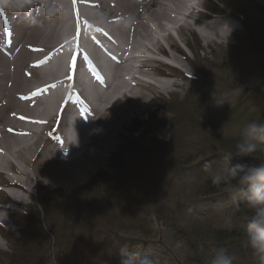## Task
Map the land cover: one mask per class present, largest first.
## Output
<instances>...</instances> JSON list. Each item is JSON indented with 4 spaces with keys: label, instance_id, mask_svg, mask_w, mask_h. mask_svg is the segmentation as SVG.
Wrapping results in <instances>:
<instances>
[{
    "label": "bare ground",
    "instance_id": "1",
    "mask_svg": "<svg viewBox=\"0 0 264 264\" xmlns=\"http://www.w3.org/2000/svg\"><path fill=\"white\" fill-rule=\"evenodd\" d=\"M203 1L0 0V184L10 190L0 225L38 177L49 187L88 180L141 105L176 86L156 70V57L179 53L172 32L184 45L190 29L206 44L234 33L224 14L199 12Z\"/></svg>",
    "mask_w": 264,
    "mask_h": 264
},
{
    "label": "rangeland",
    "instance_id": "2",
    "mask_svg": "<svg viewBox=\"0 0 264 264\" xmlns=\"http://www.w3.org/2000/svg\"><path fill=\"white\" fill-rule=\"evenodd\" d=\"M203 2L204 11L198 8L199 12L203 13L202 15H212L213 17L217 13L224 14L217 16L220 19L227 18L235 22L234 33L222 43L212 41L206 44L199 37L196 29H190L186 33V44L184 45L180 43L176 32H172V39L174 42L176 41L175 48L179 51L176 58H173L175 62L172 61V58L156 57L157 60L161 61L156 66V70L170 75L172 74L171 70H174L180 76L190 75L192 77L196 75L200 78L197 88H202L196 89L193 94L201 98L198 106L193 105L199 109L194 111L191 103L185 105L189 111L194 112L193 118L189 119L194 122L192 123V130L187 129L184 133L182 127L181 129L177 128L178 123L173 121L176 117L175 112L169 111L167 107L165 109L162 105L165 102H178L177 99L182 96L183 99H190L189 93L192 87L188 83L172 79L176 86L169 93L161 94L159 91H155L151 100L141 105L142 113L134 117L116 134L114 147L109 151L106 163L98 167L88 180L81 184H71L70 187L58 185L61 184L59 182L49 187L46 182L39 180V177L34 180L31 195L26 196L24 203L14 207L13 210L15 211L5 218L3 225H0V264H9L11 260L14 261L13 264H31L32 254L27 249L30 250L32 245L41 248L43 244H40L41 241L47 242L53 248L55 256L51 254L49 259L48 256L44 258V251L41 252L36 261L40 264H63L62 262L65 261H69L71 264H119L112 255H109L107 247L105 248V246L91 240L92 234L88 237L90 243L85 244V242L80 241L84 234L88 235L91 232L97 234L98 231L99 235L107 233L114 236L117 241H122V245L125 247L115 245L116 248H119L117 250L121 252L124 250L140 251L149 254L154 259L155 264H185L186 258L198 261V263L193 264H210L213 245L224 246L231 254L235 255L234 264H259V261L252 256L251 250L243 246L242 238L236 243L219 244L213 238L209 239V237L214 236L211 232L206 233L209 237H203L202 240L199 239V243H196L200 246L198 252L195 253L193 249V253L190 254L186 247H183V243L178 241V238L173 237L170 223L164 222V217L158 214L156 208L159 206L150 201L153 200L151 198L163 200L167 206L173 208L170 217L176 216V219L178 218L177 220L183 224L182 226H188L192 222L183 223L184 219L195 220L194 217H198L199 214H207L212 207V215H220L222 214L220 212L226 210L217 202L213 205V202L207 197L225 194L226 197L219 200H224L222 203L228 207L234 206L236 197L225 192L218 193L217 188H211L213 186L201 185L202 183L198 182V185L190 187L189 184L193 180L191 172L199 168L201 152L205 157H208L206 162L212 157L222 156L225 153L224 150L218 149L214 144L216 137L221 136L222 139L231 140L240 138L243 134L242 128L248 123V119L264 118V0H204ZM236 18L243 20L244 27L238 23ZM204 21L202 19V22ZM238 39H241L242 44L237 42ZM163 49L169 52L165 43ZM166 67L168 68L166 69ZM129 77H126L127 80ZM260 87L263 91L260 92L262 95L257 100L254 96L253 100H243L247 95H252V90L260 89ZM177 110L179 108L175 111ZM236 113H241L236 124L217 123L220 119L225 121L226 116L236 115ZM198 114L210 118L203 117L200 119ZM184 121L181 123L182 125L185 124ZM159 126L165 128L163 132ZM221 137L217 138L216 142H219ZM124 138L127 148L124 147ZM159 142H163L166 146L161 147ZM145 150H151L160 155L163 158V163L171 161L173 153L180 160V153L190 152L198 155L188 159L189 161L185 162L183 167L177 166L168 172L166 167L164 170L159 169L155 177V185H150L136 173L137 166H146L144 162H147L146 160L151 157L150 154L143 159L139 158L141 155L138 154ZM112 160L113 165L115 164L120 170L125 171L123 181L127 182L129 188L123 193L118 189L116 192L117 195L122 193L120 195L126 197L127 200L123 201L127 203H117V200L113 201L115 203L112 204V201L106 198L107 196L99 199L103 188L107 190L116 186L115 182L109 181L114 178V172L108 169ZM214 161L220 165V168L216 167V170L222 169L223 164L219 160ZM232 165L235 166L236 164ZM104 178L107 181L106 184H102V182L97 184L96 179ZM233 181L236 183V180ZM92 183L97 184V186L87 189ZM194 189L195 191H193ZM39 191L46 193L45 195L42 194L44 195L42 200ZM6 192L9 191L0 189V194L3 195H0L1 202L3 201L1 197H7ZM208 192L211 194H207ZM204 197L206 198L203 199ZM219 200L216 201L219 202ZM35 201L41 202V211L39 209L32 210ZM185 201L197 202V208L191 209L193 213L186 210L185 205H183ZM128 203L132 205H128ZM136 205L148 213L147 219L140 214L131 218L129 222L122 212L127 206L133 207L131 210L135 211ZM50 213L57 217V221L65 217L68 218L72 214L70 223H74L72 226L76 230L71 227L69 219H66L68 221L66 223L62 222V225H65L63 227L68 230L66 237L68 243H63L64 253L60 250L61 247L55 249L57 245L55 239H58L59 235L55 238L53 234L48 233L46 221L45 223L42 222L41 215L44 217ZM37 217L40 218L38 222L36 221ZM220 220L210 223V227L214 228L218 224L221 228L234 224V221L229 218L223 217ZM113 225L117 226L114 227ZM119 225L125 227L124 231L118 230L121 228ZM38 228L44 229L45 233H48L46 242L43 236L40 237L39 241ZM140 231H144L143 236L136 233ZM75 259L77 263H75Z\"/></svg>",
    "mask_w": 264,
    "mask_h": 264
},
{
    "label": "trees",
    "instance_id": "3",
    "mask_svg": "<svg viewBox=\"0 0 264 264\" xmlns=\"http://www.w3.org/2000/svg\"><path fill=\"white\" fill-rule=\"evenodd\" d=\"M236 20L238 21V23H240V25H243V20L239 19V18H236ZM245 34V33H244ZM239 44H242V41L241 39H238L237 41ZM186 83L189 84V86H192V90H196L197 86L199 85L200 83V78L196 76L195 79H187L186 80ZM202 88V87H201ZM237 88V87H236ZM215 90V88H214ZM262 87H260V89H256V90H252V95H247L245 97V99H243L244 101H246L247 99L249 100H253V96L255 98V100H257V98L262 95L260 94V92H262ZM216 92V91H215ZM217 94V92L215 93ZM178 102H171V103H168V102H165V103H162L163 107H167V109L169 111H174V115H176L175 119L173 120L174 123H178V127L179 129H181V127L183 128V131L185 133V130H192V123L194 122H191V120H189L191 117L193 118V115H194V112L192 113L191 111H189L187 109V106H185L183 104V96L181 98H178L177 99ZM247 100V101H249ZM198 102L199 101H196V103L194 104L195 106H198ZM179 103V104H178ZM193 106V105H192ZM195 106H193V110L196 111V109H199V108H196ZM185 107V108H184ZM177 111H175L176 109H178ZM175 109V110H174ZM200 109H201V106H200ZM192 113V114H191ZM241 113H236L233 114V115H229V116H226V120L224 121L223 119H220L217 123L219 124V122L222 123H230V124H236V121H238V117L240 116ZM233 116V117H232ZM203 117H207L205 115H199L198 114V118L202 119ZM232 117V118H230ZM207 118H210V117H207ZM184 120H188V121H184ZM184 121L185 124H181L182 122ZM251 121H257V122H264V118H260V117H257V118H250L248 119V123L251 122ZM214 122V121H213ZM188 123V124H187ZM182 125V126H181ZM246 125V124H245ZM245 125L243 126L242 128V132H243V129L245 127ZM161 128L162 132L164 131L163 127H160ZM132 133V132H131ZM195 134H198V133H195ZM133 135V134H132ZM243 136V134H242ZM240 137V138H237V139H222L221 136H218L216 137L219 138L221 137V139H219V142H216V139H214V144H216V147H218V149H222L224 150L225 152L228 151V150H231V151H235V144L237 142H239L243 137ZM218 141V140H217ZM161 143V147H165L166 145L163 143V142H159ZM257 143L259 144L260 148H264V144H260V142L257 141ZM126 144V140L124 139V147ZM213 144V145H214ZM220 147V148H219ZM127 148V147H126ZM218 149H215V150H218ZM151 154V157H149L146 161L147 162H144L146 164V166H141V165H138L137 166V169H136V173H137V176H140L142 179H145L147 183H150V185H155V177H156V174H158L159 172V169L161 170H164V168L166 167L167 169V172L168 170L171 171L174 169V167L176 168L177 166L178 167H183L182 165L185 164V162L189 161L188 159L192 158V157H195L196 153H187V152H184V153H180L179 156L181 158V160L179 158H177V155L175 153L172 154L173 156V159L169 162H165L163 163V158L158 155V154H155L154 152H152L151 150H145L144 152H141L139 153L138 155H141V157H139L140 159H143L145 158L147 155H150ZM201 156H205L203 155V153L201 152ZM200 156V157H201ZM137 158V156H136ZM182 159H185V160H182ZM212 160H209L208 163H210L212 165V169L214 171H219L221 169H218L216 170V167H219L220 168V165L218 163H216L214 160H219L223 166L221 167L222 169L225 168V167H228V168H231L233 167V165L231 164L232 162L235 161L236 165L237 164H243V165H249V164H258L261 160H264V151H260L258 150L256 153L253 154V156L251 157H244V158H236V157H233L232 159L233 160H230V161H225L224 160V154L222 156H216V157H212L211 158ZM113 160L111 161V165L108 166V169H110L111 171H114L115 172V175L113 176L114 178L112 180H109L110 182H115L114 184H116V186L112 187V189H104L102 184H106V179H96L97 181V184H99V182H102L101 186H102V194L104 195H100V200L102 199V197H106L108 198L109 200H111L112 204H114L115 202L113 201H117L118 202H123V203H127V202H124L123 200H127L126 197L124 196H121L120 194H122L123 192H125L126 189H128L129 187L127 186V182L125 183L123 181V174L125 171H122L118 168L117 165H113L112 164ZM207 163V162H206ZM229 164V165H228ZM204 165H202V167H199L197 170H195L194 174H193V182H191L189 185L190 187L194 186V185H198V182H201L203 184H206L207 186H213L211 187L212 189L213 188H217L216 191H218V193H223V191H221V188H218L214 185H212L211 183V172H206L204 170ZM231 166V167H230ZM135 173V174H136ZM133 174V173H132ZM154 177V178H153ZM239 177H237L238 179ZM123 181V182H121ZM95 182V181H94ZM234 182V181H233ZM97 184L95 185L94 183H92L91 186H88L87 189H92L94 187L97 186ZM113 186V185H112ZM122 193H119V195H117V192L118 190ZM197 190V189H196ZM195 191V189L193 190ZM212 192H215V191H212ZM44 193V191L41 192L40 194V198L42 200V196H44L46 193H44V195H42ZM207 194H211V192H208ZM205 194V195H207ZM99 197V195H97ZM195 196V195H194ZM198 197V196H196ZM147 199V198H146ZM153 200H150L151 202H154L157 206L156 210L158 212V214L162 215L163 218V221L166 222L168 221L170 223V230L173 234V237H175V239L178 238V241H181L183 243V247H186V249L188 250V252L190 254H192L193 252V249L195 250V253L198 252V250L200 249V246L196 245V243L198 242L199 243V239L202 240L203 237H209L208 232H211L212 237H209L210 238H213L214 241H218V243H236V241H240L239 239L243 240L245 239V230L241 229V225H244L246 223V219H247V216L251 215L252 213V210H250V208H243V209H240L241 206L238 205V207H240L239 209L240 210H236V215H233V214H230V215H226L224 216L225 218H229V219H232L234 222H236V229L234 228H228V226H224L225 228L223 229H214V228H210L209 226H207L206 224H209V223H204V224H200L198 227H191V226H182V224L174 217H170L171 213H172V209L167 206V204H165V202L163 200H161L160 198H151ZM149 200V199H148ZM197 202H191L189 203L188 201H185L183 203V205H186V208H190L191 206V209L194 208L196 205ZM128 205H132V204H129ZM190 205V206H188ZM38 206H40V208L42 209V205H41V202L38 203ZM144 206V205H143ZM135 207L136 210L135 211H132L131 209L133 207H130V206H127L125 207L124 211L122 212L123 215L125 216V218L130 222L131 218H133L134 216L136 217V215H144L145 216V219H147L146 216H148V213L145 212V210H141V208H139L140 206L136 205ZM145 207V206H144ZM182 208V207H181ZM72 216V214L68 217V218H64L60 221H57V217H55L54 215H52V213H50L49 215L47 214V216H45V218H43L44 222L46 220V223H47V227L49 229V232L51 235L53 234L56 237H58L59 235V239H55L59 242H57V245L55 247V249L57 248H60V250L63 251L64 253V249H63V243L64 244H67L68 241L66 239V237L68 236V230L66 229V227H63L65 225H62V222H65L66 223V219H69V223L72 221H70V217ZM39 217H37V222L39 221ZM67 221V222H68ZM210 222V221H208ZM74 224V223H72ZM72 224L70 223L71 227L76 230L74 228V226H72ZM76 226V225H75ZM114 227H116L117 225H113ZM119 228L118 230L119 231H124V226H121L119 225ZM144 231H146V229H143ZM240 230V231H239ZM98 231V230H97ZM144 231H140L139 233L136 232L137 234H140V236H143L144 234ZM48 233H47V236H48ZM92 233V232H91ZM99 233V231H98ZM96 234V233H92L93 235V238H91L92 241H95L96 243L100 244L103 246V244L105 243V240L107 239V235H99V234ZM106 234V233H105ZM43 233H40L38 234V236H42ZM82 237L85 238L84 241H87L88 240V237H86V235L84 234ZM96 238V239H95ZM44 239H45V242H46V236H44ZM95 239V240H94ZM40 241V240H39ZM109 241V240H108ZM89 242V241H87ZM43 243V244H42ZM59 243H60V246H59ZM108 243V242H107ZM106 243V244H107ZM40 244H42V247L41 249H45L46 248V251L47 253H49L51 251V248L50 246L48 245V243H44L43 241L40 242ZM230 245H233V244H230ZM39 246L36 248V245L34 247V245H32V248L29 250L27 249L29 252H32V253H36L35 250L38 249ZM206 250V248H204ZM202 253H204L203 250H201ZM46 253V254H47ZM60 253V252H59ZM59 253H58V256H59ZM235 256V255H234ZM236 257V256H235ZM76 260V259H75ZM118 262H119V259L117 258L116 259ZM196 259H189V258H186V263L185 264H193V263H198V261ZM63 264H71L69 261H65V262H62ZM77 263V260L76 262ZM61 264V263H59ZM79 264V263H78ZM236 264V263H235Z\"/></svg>",
    "mask_w": 264,
    "mask_h": 264
},
{
    "label": "clouds",
    "instance_id": "4",
    "mask_svg": "<svg viewBox=\"0 0 264 264\" xmlns=\"http://www.w3.org/2000/svg\"><path fill=\"white\" fill-rule=\"evenodd\" d=\"M10 7L19 8L22 5L12 4ZM257 141L264 144V122L251 121L245 125L243 138L235 144V151L228 150L224 153V160L227 162L233 157H251L258 150L264 151ZM204 170L211 172L212 185L233 197L242 196L247 207L252 210L244 224L243 246L251 250L259 264H264V160L247 166L237 164L219 171H214L210 163H205ZM211 251L210 264H234L235 256L226 247L213 245ZM119 264H155V261L149 254L124 250Z\"/></svg>",
    "mask_w": 264,
    "mask_h": 264
}]
</instances>
